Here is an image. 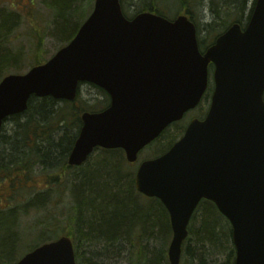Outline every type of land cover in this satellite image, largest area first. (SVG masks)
I'll return each mask as SVG.
<instances>
[{"label": "water", "instance_id": "95a60500", "mask_svg": "<svg viewBox=\"0 0 264 264\" xmlns=\"http://www.w3.org/2000/svg\"><path fill=\"white\" fill-rule=\"evenodd\" d=\"M213 66L214 90L203 120H192L163 155L143 161L137 192L166 209L170 264H179L189 221L201 200L231 226L234 264H264V0L244 28L232 24L201 53L193 23L141 13L127 19L119 0H95L71 41L25 74L0 81L4 121L27 110L31 97L72 102L79 84L103 90L109 106L83 113L68 156L80 166L96 148L121 149L129 163L200 102ZM16 264H75L62 237Z\"/></svg>", "mask_w": 264, "mask_h": 264}, {"label": "trees", "instance_id": "16d2710c", "mask_svg": "<svg viewBox=\"0 0 264 264\" xmlns=\"http://www.w3.org/2000/svg\"><path fill=\"white\" fill-rule=\"evenodd\" d=\"M119 1L127 17L141 12L168 19L185 14L195 25L198 45L203 50L232 23L243 26L255 0ZM42 2L53 12L52 32L63 44L73 38L93 6V0ZM249 3L251 9L247 13ZM127 6H130V12ZM86 9L87 15H79L78 19L77 14ZM73 18L74 24L71 23ZM18 24L15 14H0V72L14 68L12 72L19 73L17 67L23 60L19 51L4 46L9 43L8 39ZM39 63L35 61L32 66ZM91 87L100 95L91 103L84 100L80 93L74 102L32 97L27 110L11 117L8 120L10 128L2 129L0 206L5 204V207H0V264H14L20 258L22 241L35 233L38 227L45 237L36 246L58 236L57 231L52 235L50 222L44 225L39 221L36 226H29L23 223L22 214L27 210L46 208L52 202L53 207L61 194V189H57L60 184L59 171L63 173L62 187L68 186L67 192L71 194V204L66 208L67 216L64 219L68 225L64 230L60 229L63 230L60 234L72 239L78 262L120 264L126 260L127 264H169L167 246L171 230L168 214L158 200L137 194L134 171L127 170L121 150H100L96 157L88 158L77 170L66 165L81 127V114L103 110L109 104L105 92ZM182 133L183 125L175 124L173 132L165 130L155 145L159 144L163 153ZM36 166H40L42 172L55 169L52 171L54 176L49 173L45 183L47 187L54 186V190L45 189L44 192L20 199L19 194L33 180ZM72 170L77 174L73 176L70 173ZM4 185L10 188V193L3 191ZM81 248L84 251L82 256L79 254ZM183 251L181 264H233L230 226L211 202L203 200L199 203L188 226Z\"/></svg>", "mask_w": 264, "mask_h": 264}, {"label": "rangeland", "instance_id": "374dc122", "mask_svg": "<svg viewBox=\"0 0 264 264\" xmlns=\"http://www.w3.org/2000/svg\"><path fill=\"white\" fill-rule=\"evenodd\" d=\"M10 10L14 11L16 14L19 15V17H17L19 24L13 29V32L11 33V36L8 39L9 43L4 46H6L9 50L19 51L23 60L20 66L17 67V69L18 72L21 74L25 73L28 68H30L35 63V61L42 62L44 59H48L49 57H51L61 46L62 41H59V37H55L54 33L52 32L53 17L51 12L42 3V0H0V14L4 13L5 15H8L10 13ZM130 10V6H127V11L130 12ZM87 12L88 10L86 9L81 14L78 13L77 18L79 19V15H82V17H84V14L87 15ZM71 21V23H75L74 18ZM39 45L40 47L38 48ZM13 69L14 68H9L8 71H2V75V72H0V76L3 77L5 74L15 71ZM80 91L81 94L85 96V99L87 100L89 98H95L100 96L95 89L89 88L88 86H83ZM205 106H207V102L203 101L199 106L198 110L194 113L199 114L203 111ZM7 125V129L10 128V121L7 123ZM168 131L172 133L173 127H170ZM161 150L162 148L161 146H159V144H157L154 148H151L150 150H142L139 154L140 157L138 158V162L142 161V159L144 160V158L150 157L151 155L154 156L157 153H160ZM92 156L96 157V154ZM128 169L132 170V168ZM54 170L55 169H49L47 171L42 172L41 167L36 166L32 177L33 180L30 181V185L28 184L27 189L19 194V196L21 197L20 199L25 197L28 198L29 194L30 196H32L33 194H39L41 192H44L45 189H49L48 191L54 190V186L47 187L45 185V183L48 181L46 176L49 173L54 176V174L52 173V171ZM74 172L75 171L72 170L70 173L74 176V174H77L76 172ZM58 174L63 176V173H61V171H59ZM71 174L70 177L72 176ZM63 182L64 181L60 180L59 184V187L62 189L60 202L54 204L52 208H46L45 211L39 210L34 216L33 214L29 215L26 220L30 222V224H32V221H43L44 223L50 222L53 225L60 224L61 227L65 226L61 223V221L64 219L66 213V209L64 208V206L66 205L67 207H69L71 204V194L67 192L68 188L66 187L68 186L62 187ZM3 191L10 192V188L7 187V185H4ZM58 236H60V234H58ZM35 240V234L30 237L27 236L23 242L24 247H21L19 254H24L30 246L34 245ZM79 252L81 256L84 255V251L82 250V248L79 249ZM120 264H127V261L125 260L124 263Z\"/></svg>", "mask_w": 264, "mask_h": 264}]
</instances>
